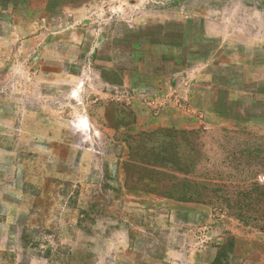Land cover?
Listing matches in <instances>:
<instances>
[{
    "label": "rangeland",
    "instance_id": "374dc122",
    "mask_svg": "<svg viewBox=\"0 0 264 264\" xmlns=\"http://www.w3.org/2000/svg\"><path fill=\"white\" fill-rule=\"evenodd\" d=\"M258 177L264 0H0V264H264Z\"/></svg>",
    "mask_w": 264,
    "mask_h": 264
},
{
    "label": "trees",
    "instance_id": "16d2710c",
    "mask_svg": "<svg viewBox=\"0 0 264 264\" xmlns=\"http://www.w3.org/2000/svg\"><path fill=\"white\" fill-rule=\"evenodd\" d=\"M226 202L238 207V211L233 214V217L239 222L264 233V186L255 183L250 191L233 199L230 198ZM232 248V238L221 242L213 264H228L227 256L232 253Z\"/></svg>",
    "mask_w": 264,
    "mask_h": 264
},
{
    "label": "built area",
    "instance_id": "2783aa9c",
    "mask_svg": "<svg viewBox=\"0 0 264 264\" xmlns=\"http://www.w3.org/2000/svg\"><path fill=\"white\" fill-rule=\"evenodd\" d=\"M258 181H259L260 183H264V177H258Z\"/></svg>",
    "mask_w": 264,
    "mask_h": 264
}]
</instances>
